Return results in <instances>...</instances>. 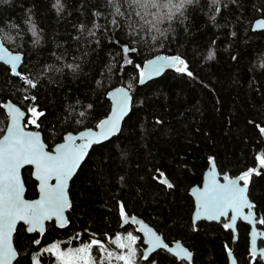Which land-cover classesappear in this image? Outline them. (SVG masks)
I'll list each match as a JSON object with an SVG mask.
<instances>
[{
  "label": "trees",
  "instance_id": "obj_1",
  "mask_svg": "<svg viewBox=\"0 0 264 264\" xmlns=\"http://www.w3.org/2000/svg\"><path fill=\"white\" fill-rule=\"evenodd\" d=\"M172 11V20L153 28L145 23L152 16L131 0H60V6L57 0H0V36L22 53L19 71L25 76H13L0 63V135L7 100L26 111L24 126L40 130L50 149L67 132L95 127L109 111V90L124 86L132 92L120 132L94 145L70 181L68 225L58 228L51 220L44 233H28L19 224L13 264H62L51 248L74 252L92 238L104 242L124 229L138 234L129 223L120 227L123 214L138 216L167 244L181 241L193 253L191 262L163 249L141 256L151 264H227L228 250L237 264H264L248 251L247 224H237L234 243L223 220L193 225L188 194L211 157L231 176L264 157V31L251 30L264 17V0H194ZM123 45L136 51L124 56ZM159 53L179 55L192 76L171 69L138 85L144 61ZM32 108L42 115L34 117ZM22 176L26 197H35L30 166ZM163 176L172 188L160 182ZM248 185L257 226L264 229V170L253 172Z\"/></svg>",
  "mask_w": 264,
  "mask_h": 264
},
{
  "label": "snow or ice",
  "instance_id": "obj_2",
  "mask_svg": "<svg viewBox=\"0 0 264 264\" xmlns=\"http://www.w3.org/2000/svg\"><path fill=\"white\" fill-rule=\"evenodd\" d=\"M193 2L194 0H179V2H174V0H164V2L162 0H131L132 5L141 9L144 15L152 16V19L146 20L145 23L153 28H156L165 19L172 20L173 9L176 12H181L187 4ZM57 5L60 6V0H57ZM150 9H165L166 11L156 15L150 12ZM117 13H119V8H117ZM140 14V12L137 13V15ZM115 23L116 21L113 20V24ZM256 28H264V21L258 22ZM32 32L35 37L34 43L39 44L40 38L35 26H33ZM123 50L126 52L136 51L135 48H129L127 45L124 46ZM212 57L213 54L210 53L209 59ZM0 59L5 58L0 57ZM20 59L21 57L18 55L6 58V62L11 65V73L14 75H19L17 63ZM128 62L131 63V61ZM69 67L72 66L69 65ZM146 67L149 68V72L147 75L144 71L140 72L141 83L145 79L159 75L165 68H174L177 72L192 76L185 60L179 55L157 57L155 61H151ZM26 82L31 87H36L32 80H26ZM33 99L35 98L33 97ZM128 101V93L124 90H118L117 106L113 110L112 116L99 125L101 129L99 133L91 131L80 133L79 139L84 141L80 144L76 143V137L69 134L66 137V143L56 147L53 152L45 151L38 133L23 130L18 123L23 113L19 109H12V123L7 128V134L0 140V264H12L17 255L13 247L12 235L18 221H23L29 225L27 228L29 232L37 229L42 231L43 221L53 216H62L64 210L69 207L66 194L68 180L72 177L91 144L106 140L119 130V121L128 110ZM30 111L34 117L38 118L42 115L36 108L30 109ZM81 115L84 114L81 113ZM29 123L35 124L36 121L33 119ZM261 132H264V128H261ZM258 160L259 164L264 166V157H258ZM25 164L35 165L36 176L40 181L41 196L40 199L33 202L26 201L23 198V185L19 171ZM253 171V169H249L238 177L239 181H243V186H240L237 180L229 179L228 176H224L226 181L224 184L218 183L215 179V168L213 167L209 183L197 196L200 211L197 213L196 219L203 216L209 220H219L221 217L228 215L229 210H231L233 213L230 217L232 223L224 225L225 228H231L241 214L242 209L247 208L249 211L247 215L243 216V219L249 220L252 217L251 209L253 205L248 202L246 190L249 177L253 174ZM53 179L55 180L54 185L49 183ZM160 182L167 184L169 188L173 187L167 179H162ZM260 223L264 224V220H261ZM146 234L149 236L150 245L167 248V245L151 229H146ZM256 235L264 236V233L253 234V258L256 256ZM127 239L134 241L135 237L129 235ZM91 244L97 245L99 241L93 240ZM118 246L121 248L126 247L124 244ZM90 247L91 245H85L83 248L76 249L75 252L77 254L84 253ZM149 250L151 251V249ZM169 251H175L177 256L188 262H191L193 257V253L183 247L178 246L176 249H169ZM73 255L71 252L60 253L61 257H71ZM229 255H231L230 251ZM261 255L264 256V249H261ZM116 259L124 261V264H129V260L123 255L117 256ZM232 264H236V261L233 260Z\"/></svg>",
  "mask_w": 264,
  "mask_h": 264
},
{
  "label": "water",
  "instance_id": "obj_3",
  "mask_svg": "<svg viewBox=\"0 0 264 264\" xmlns=\"http://www.w3.org/2000/svg\"><path fill=\"white\" fill-rule=\"evenodd\" d=\"M261 21H264V17L256 18L252 22L251 30L252 31H264V28H259V29L256 28V24L258 22H261ZM124 46L125 45L122 46V49L124 48ZM123 53H124V56H126L128 52H126V51L123 50ZM15 55H18V56L21 57L20 61L17 63V72L19 73V75H14L12 73L11 74L13 76L20 77L22 80H24L25 79V76L19 71V68H20V66L22 64V60H23L22 53L10 50L4 44V42H3V40H2V38L0 36V57H4L5 58V59H0V63L8 66L9 69H10V72H11V65L6 62V58L7 57H10V56H15ZM170 56H172V55H167V54L159 53V54H156V55H153V56L149 57L148 59H146L144 61L143 65L141 67L140 72L141 71H144L145 74L147 75L148 72H149V68L146 67V65H149V63L151 61H155L157 59V57H170ZM171 69H174V68H165L159 75L152 76L150 79H145L143 83L140 82L141 78H140V75H139L138 85H143V84H145V83H147V82H149L151 80L157 79V78L161 77L167 70H171ZM118 90H124V91H126L128 93V96H129L128 110L122 116V118L119 121V130L115 134L109 136L108 139L102 140L99 143H93V144H91L89 146V148L87 149V151H86V153L84 155V158L80 161L79 165L77 166V168H76L75 172L73 173L72 177L68 180L67 187H66V194H67V198H68V202H69V207H70L71 201H70V197H69L68 190H69V184H70L71 179L74 177V175L76 174V172L80 168L81 164L85 161V159H86L89 151L91 150V148L94 145H98V144L104 143V142L110 140L111 138H113L114 136H116L120 132L124 120L126 119V117L128 116V114L130 113V105H131V101H132V92H131V90H129L128 88H126L124 86H117V87H114L111 90H109L108 93H107V97H108L109 102H110L109 111L107 112V114L102 119L99 120V122L95 125V127L83 128V129L77 130L75 132H67V133H65L63 135L62 139L59 142H56L50 149L48 148L47 144L45 143V141L43 139L42 132L40 130H38V129H31V128H28V127L24 126V119H25V117L27 115L26 111L21 106H19L18 104L14 103V102H12L10 100H7L2 105L4 111H5L6 115H7V122H6V126L4 128V131H3L2 135H0V140H2L3 139V136L7 134V128L12 123V109L13 108H16V109H19V111L21 113H23V115L20 117V119L18 121L19 125L23 128V130L25 132L38 133L39 134V137H40L41 143L44 144L45 151L53 152L56 149V147H58L61 144L66 143V137L69 134H71L72 136H74V137L77 138L76 139V143L77 144L83 143L84 141L81 140V139H79L80 133H82V132H88V131H91V132H94V133H99L101 131L99 125L103 121L109 119V117L112 116L113 110L117 106ZM261 136H262V138L264 140V132H261ZM25 166H30L31 167V176L36 181L37 195L35 197H32V198H28L25 195V193H26V187H25V184H24L23 176H22V169ZM213 167L215 168V179L217 180L218 183L224 184L226 182L224 180V176H228L229 179L237 180V183L240 186H243V181H239L238 180V177L241 174H237V175L231 176V175H227L226 173H221L219 171L216 163H215L214 158L213 157L209 158L208 167L203 171V174H202L200 183L193 184L188 189V194H189L190 198L192 199V203H193V208H192V212H191V221H192V224L193 225H195V223H197L198 221H202V220L203 221H207V222H219L221 220H224L225 221V224H231L232 223L230 217L233 215V213H232L231 210H229L228 215L221 217L219 220H209L207 218H204L203 216L200 219H196L197 213L200 211V209H199V202H198L197 196H198V193L200 191H202L205 188V186L209 183L210 173L213 171ZM259 169L264 170V166H261L259 164V162H258L255 165V167L253 168V170H254L253 172H255V171L259 170ZM19 176H20V180H21L22 185H23V198H24V200L29 201V202H33V201H36V200L40 199V196H41V193H40V181L37 179V176H36V168H35V165L25 164L20 169ZM162 179H167V181L170 183V180L168 179V177L163 176ZM49 183L54 185L55 184V180L54 179L53 180H50ZM246 195H247V198H248V202L253 205V208L251 209L252 217L249 220L243 219V216L244 215H247V213L249 211V209L244 208V209H242L241 214L237 217V220H236L235 224L231 228H227V229L231 232V234H232V242L234 243V242L237 241V235H238L237 224L238 223H243V224H247L248 225V227H249L248 228V232H247V237H248V251L252 255V250H253L252 249L253 234L254 233H264V229L257 226V224H258V218H257V214H256V209H255V206H254V202L249 197V185L247 186ZM69 207H67L64 210V212H63V214H62L61 217L53 216L52 218L43 221L42 231L39 230V229H37L36 231L39 232V233H44V231L46 229V222H49L51 220L54 221L56 227H58V228H63L65 226H67L68 225L67 209ZM128 223L131 224V225H134L135 228H136V230L140 234L141 241H142V244H143V247H142V255H141L143 259H148L152 254H154L156 251H158L160 249H163V250L167 251L172 256L176 257L177 259H182L181 257H179V256H177L175 254V251H169V249H176L179 246V247H183V248L189 250L181 241H175V242H173L171 244H167L165 242V240L163 239L162 234L158 233L153 226L149 225L148 223H146L144 220H142L138 216H135V215L129 216V215L123 214L122 217H121L120 227H124ZM19 224H23L25 226L26 231H27V228L29 227V225L25 224L23 221H18L17 222V225H16V228H17V226ZM146 229H151V231L153 233H155L157 236H159L161 238V241L165 245H167V248H164V247H153L152 245H150L149 244V236L146 234ZM15 231H16V229L14 230L13 235H12V243H13L14 249L16 250L15 245H14V241H13V236H14ZM27 232L28 233H33L35 231H32V232L27 231ZM259 241L261 242V244L258 243ZM149 249H151V251ZM261 249H264V236L256 235V256H258L264 262V256L261 255ZM229 251L231 252V255H229ZM16 252H17V250H16ZM17 256H18V252H17V255H16L15 259L12 261V264L16 260ZM145 257H147V258H145ZM233 260L236 261V258H235L234 254H233V251L232 250H228V252H227V264H232ZM236 264H237V261H236Z\"/></svg>",
  "mask_w": 264,
  "mask_h": 264
},
{
  "label": "rangeland",
  "instance_id": "obj_4",
  "mask_svg": "<svg viewBox=\"0 0 264 264\" xmlns=\"http://www.w3.org/2000/svg\"><path fill=\"white\" fill-rule=\"evenodd\" d=\"M131 235L135 237L134 241L128 240L127 237ZM137 238L139 235L136 234L132 230L124 229L123 231L119 232L113 239H106L104 242L92 238L87 245H91L88 251L84 253L77 254L75 251L71 252L74 255L71 257H61L60 253H69L57 248H51V250L59 256L62 264H94V261H100V264H124V261H119L116 259L117 256L123 255L129 260V264H151L150 262L141 260V253L139 254L140 245L137 246L136 242H138ZM93 240L99 241V244L92 245L91 242ZM109 243H113L115 250H120L118 253H115V250H111L109 248ZM106 243V244H104ZM124 244L126 247L121 248L118 245ZM140 244V243H139ZM85 246V245H84ZM84 246L78 247V249L83 248ZM92 248L97 249L98 253L94 254L92 252ZM141 252V249H140ZM111 254V256H109ZM104 260V261H103ZM35 264H44L40 262H36Z\"/></svg>",
  "mask_w": 264,
  "mask_h": 264
},
{
  "label": "flooded vegetation",
  "instance_id": "obj_5",
  "mask_svg": "<svg viewBox=\"0 0 264 264\" xmlns=\"http://www.w3.org/2000/svg\"><path fill=\"white\" fill-rule=\"evenodd\" d=\"M220 222V221H219ZM223 222H224V225H225V221L223 220ZM132 226H134V225H132ZM135 227V226H134ZM136 229V228H135ZM227 229V228H226ZM138 232V231H137ZM139 234V233H138ZM140 247H139V249H141L142 250V241H140Z\"/></svg>",
  "mask_w": 264,
  "mask_h": 264
},
{
  "label": "bare ground",
  "instance_id": "obj_6",
  "mask_svg": "<svg viewBox=\"0 0 264 264\" xmlns=\"http://www.w3.org/2000/svg\"><path fill=\"white\" fill-rule=\"evenodd\" d=\"M18 227V226H17ZM17 229V228H16Z\"/></svg>",
  "mask_w": 264,
  "mask_h": 264
}]
</instances>
